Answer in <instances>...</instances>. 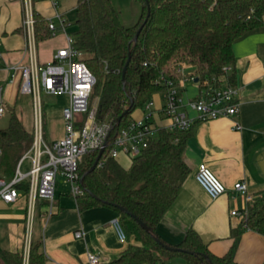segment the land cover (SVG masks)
<instances>
[{
	"label": "trees",
	"instance_id": "trees-1",
	"mask_svg": "<svg viewBox=\"0 0 264 264\" xmlns=\"http://www.w3.org/2000/svg\"><path fill=\"white\" fill-rule=\"evenodd\" d=\"M36 1L32 0V9L37 42L50 37V31L34 7ZM134 1L140 4V15L133 25L125 26L111 0H76L75 21L69 31L73 47L83 51L81 59L95 77L89 103L95 106V121L108 126V142L131 122L136 108L165 90L159 82L161 76L175 81L183 77L177 68L197 77L199 84L208 80L214 86H235L232 42L261 25L264 15V0ZM147 7L149 15L144 21ZM140 25L136 40L131 41ZM225 66L230 69L224 71ZM190 135L191 128L159 129L157 138L127 167L108 156V146L92 170L98 152L83 155L78 164L81 192L74 197L78 209H113L127 239L133 237L138 242L128 243L106 264H152L157 261L155 250L169 257L179 256L185 264H237L234 253L241 233L249 229L264 235V190L247 202L243 222L231 229L232 243L223 255L212 254L193 229L186 231L177 249L165 247L154 233V226L172 205L188 173L182 155ZM31 143L32 133L11 113L7 125L0 128L1 176L12 179L17 162ZM27 185V180L17 184L25 199ZM47 204V200L39 199L36 214ZM0 264H22V251L0 249ZM27 264H48L39 238L31 240Z\"/></svg>",
	"mask_w": 264,
	"mask_h": 264
},
{
	"label": "crops",
	"instance_id": "crops-1",
	"mask_svg": "<svg viewBox=\"0 0 264 264\" xmlns=\"http://www.w3.org/2000/svg\"><path fill=\"white\" fill-rule=\"evenodd\" d=\"M111 1L123 25L131 26L137 21L141 11L137 1ZM42 2L47 4L48 15L35 9L45 19L52 17L55 10L51 2ZM123 4L130 8L126 14L121 12ZM22 16V0H0V102L5 109L0 125L8 123V119H3L6 114L14 113L24 129L32 133L37 109L33 106L32 96L20 91L21 70L17 68L30 62L27 39L21 31ZM53 38L56 46H49ZM64 45L65 36L61 31L35 41L37 62L50 61ZM232 52L238 113L235 117L197 121L190 127L191 135L182 155L188 173L172 205L154 226V233L165 247L177 249L186 231L193 229L212 254L223 255L232 243L231 229L243 222L248 202L244 195L233 189V184L243 181L252 197L264 190V15L261 25L233 40ZM180 89L183 101L199 95V87L194 82L185 81ZM56 96L63 101L60 108L54 110L46 105L41 110L40 104L38 107L42 134L48 142L63 135L61 109L67 98ZM187 112L193 114L192 111ZM52 120H56L55 124L60 127L59 135L52 133L53 126L49 123ZM234 122L240 125L239 130L233 128ZM201 163L226 187V191L216 198H210L194 178ZM69 195L71 199L54 193L51 213L48 214L46 206H42L33 219L30 241L34 236L40 239L48 264H85L87 253L99 254V264H105L116 258L128 243L138 244L133 237L126 241L116 238L110 223L117 216L113 209L101 206L79 210L75 198ZM26 208L27 201L22 195L14 202L0 200V233L7 237L5 247L1 249L22 250L26 235ZM232 210L236 213L232 214ZM77 230L82 231V237L74 236ZM154 254L157 261L152 264H185L179 256L169 257L158 250ZM234 260L237 264H264V235L244 230Z\"/></svg>",
	"mask_w": 264,
	"mask_h": 264
},
{
	"label": "built area",
	"instance_id": "built-area-1",
	"mask_svg": "<svg viewBox=\"0 0 264 264\" xmlns=\"http://www.w3.org/2000/svg\"><path fill=\"white\" fill-rule=\"evenodd\" d=\"M55 10L52 17L46 18V24L51 34L61 31L65 36V45L59 48L50 61L39 63L36 60L34 17L32 0H22L21 31L27 39V51L30 62L28 65L17 67L21 70L20 91L30 94L36 112L34 115L32 143L17 162L12 179L7 180L0 175V200L14 202L21 195L17 184L27 180V210L26 235L22 247V264H27L30 236L33 219L36 213V204L39 199L48 201L46 211L51 213L56 177L62 175L70 185V194L75 197L81 190L78 184V164L84 154L90 151H102L107 147L109 157L117 159L125 156L130 160L138 156L148 143L156 139L159 129L167 131H184L197 121H206L219 117H235L238 113L236 100L237 88L222 84L214 86L208 80L200 84L194 82L192 76L184 74L183 68H177V73L183 77L175 81L171 77L161 76L159 82L165 85V90L156 93L161 97L159 106L155 104L154 96L142 107V116L132 119L131 122L107 141L108 126L95 121V106H90L89 98L95 77L83 62V51L73 47V41L67 21L63 14L57 11V3L49 0ZM1 56V52H0ZM229 66L223 67L228 71ZM185 81L194 82L199 87V95L195 98L182 100L180 87ZM47 95H64L67 103L61 109L63 121V135L47 142L42 134V122L39 112L40 92ZM5 109L0 102V117ZM187 111H192L189 115ZM234 129L240 125L233 123ZM24 158L29 160L28 169H20ZM196 182L210 198H216L226 191V187L216 176L201 163L194 174ZM233 189L245 196L247 201L252 196L248 194L247 186L243 181H236ZM232 214L236 211L232 210ZM112 229L119 241H126L125 231L115 216L111 221ZM75 237H82L81 230L74 232ZM100 255L87 253V264H99ZM106 264V263H105ZM181 264V263H167Z\"/></svg>",
	"mask_w": 264,
	"mask_h": 264
},
{
	"label": "rangeland",
	"instance_id": "rangeland-1",
	"mask_svg": "<svg viewBox=\"0 0 264 264\" xmlns=\"http://www.w3.org/2000/svg\"><path fill=\"white\" fill-rule=\"evenodd\" d=\"M43 0H38L37 2L34 3V7L36 9H39L43 14L45 15H48V10L46 8L47 7V4L42 2ZM55 2H57V10L59 12H62L64 18L73 23L75 21V10H74V7H75V3H76V0H54ZM120 7L121 8V12L123 13H127L128 10L127 9H130L126 6L121 5ZM118 8V7H117ZM73 27L70 26L67 28L68 31H70ZM56 34H59L60 31H56L55 32ZM51 34V33H50ZM49 46H56V40H54V38L52 40H50V42L48 43ZM85 54H83L84 56ZM58 97L56 95H47L45 94L44 92H40V109L43 110V108L46 106V105H50L51 108H53L54 110L57 109V108H60L62 106V103L63 101L62 100H59L57 99ZM155 102L157 104L161 103V97L159 96H156L155 95ZM49 106V107H50ZM142 113H143V110L142 108H136L133 112H132V117L134 119L136 118H139L142 116ZM9 118V115L6 114L4 116L3 119L7 120ZM56 120L55 121H50V126H53V134L56 136V135H59L60 134V127L58 126V124H55ZM29 124H31V120L30 122L27 124L28 126H30ZM7 125V123L5 125H0V128H3ZM42 127H43V124H42ZM48 142V141H47ZM117 160L121 163L122 166L124 167H127L130 163V159L125 157V156H119L117 158ZM29 167V160L27 158H24L22 163H21V166H20V169L21 171L25 172ZM54 193H59L62 197L64 198H69L71 199V196L69 195L70 194V185L69 183L65 180V178L58 174L57 177H56V183H55V191ZM5 233H0V249L1 248H4L5 247V244H6V240H7V237L6 235H3ZM34 235H36V232L34 233ZM36 236H34V239H35ZM38 237V236H37Z\"/></svg>",
	"mask_w": 264,
	"mask_h": 264
},
{
	"label": "water",
	"instance_id": "water-1",
	"mask_svg": "<svg viewBox=\"0 0 264 264\" xmlns=\"http://www.w3.org/2000/svg\"><path fill=\"white\" fill-rule=\"evenodd\" d=\"M148 15H149V8L147 7V9H146V17H145L144 21L146 20V18H147ZM140 29H141V25H140V26L137 28V30L135 31L134 35H133L132 38H131V41H135V40H136L137 35H138V32L140 31ZM128 60H129V57H128L127 61H128ZM124 72H125V66H124L123 69H122V79L124 78V77H123ZM193 81H194V82H197V81H198V78H197V77H194V78H193ZM126 111H127V110H125L124 113H125ZM119 120H120V116L117 117L116 122H119ZM101 152H102V149H100V150L98 151L97 156H96V159H95V161L93 162V164L91 165V167H90L89 170L94 169V167H95V165H96V162H97V160H98V158H99ZM118 208H119L120 210L125 211L122 207H118ZM132 217L137 221V223H138L143 229L148 230L147 227L144 225V223L141 222L140 219H138V218H136V217H134V216H132Z\"/></svg>",
	"mask_w": 264,
	"mask_h": 264
}]
</instances>
